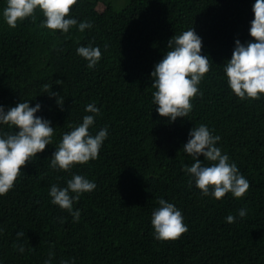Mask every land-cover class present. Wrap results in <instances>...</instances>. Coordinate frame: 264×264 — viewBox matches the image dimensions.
I'll use <instances>...</instances> for the list:
<instances>
[{"label":"trees","instance_id":"1","mask_svg":"<svg viewBox=\"0 0 264 264\" xmlns=\"http://www.w3.org/2000/svg\"><path fill=\"white\" fill-rule=\"evenodd\" d=\"M100 1L71 6L69 15L92 23L84 32L41 27L39 9L15 28L0 16V104L40 103L36 115L54 127L52 143L21 166L14 187L0 195V264H264V96L239 99L223 72L235 40L254 39V0H129L120 9L103 0L99 10ZM191 27L202 38L210 70L189 115L170 122L152 103L150 74L168 40ZM90 43L102 53L91 69L76 53ZM45 84L64 99L62 108L44 93ZM89 103L101 109L89 131L107 126L109 133L98 158L70 171L52 169L62 133L91 114ZM201 123L221 137L217 146L250 182L243 198L227 193L217 200L188 186L183 166L194 161L183 145ZM72 173L96 183L73 204L78 222L48 194L52 184L66 186ZM160 198L182 212L187 231L177 239L153 236L151 213ZM241 208L247 215L227 223ZM20 244L23 253L15 247Z\"/></svg>","mask_w":264,"mask_h":264},{"label":"clouds","instance_id":"2","mask_svg":"<svg viewBox=\"0 0 264 264\" xmlns=\"http://www.w3.org/2000/svg\"><path fill=\"white\" fill-rule=\"evenodd\" d=\"M76 3L77 0H5L0 16L9 27L15 28L18 21L28 17L35 19L34 13L39 9L45 17L41 27L67 34L70 28L77 26L80 32H84L92 28V23L88 20L78 21L69 15L71 6ZM252 11L254 18L250 21L249 34L254 39L245 42L236 39L231 58L223 67L228 86L241 100L260 99L264 96V0H254ZM167 48L169 50L154 65L150 74L155 89L152 103L158 106L156 112L160 116L175 122L178 117H187L193 108L192 98L202 95L198 86L210 70V60L202 54V38L193 27L173 35L168 40ZM76 53L87 61L90 69L95 67L102 56L100 47L91 43L77 47ZM44 90V93L56 97V103L62 108L64 99L52 92L51 86L47 84ZM40 109V103L30 106L29 100L19 101L7 109L0 104V125L16 129L8 132L0 128V195H5L14 187L21 166L52 143L54 127L49 119L36 115ZM85 112L91 114L84 115L82 122L62 133L59 145L51 155L52 169L70 171L75 164H85L98 158L108 137V128L105 126L93 135L89 129L94 125L95 118L101 115V109L95 103H89L85 106ZM220 140L221 137L213 134L206 124L201 123L190 129L187 142L183 145V151L194 161L191 166H183L188 186L194 185L201 191V195L217 200L227 193H231L234 198H243L250 188V182L239 171L236 163L230 160L229 155L217 146ZM201 155L203 160L199 159ZM95 188V181L72 173L66 186L52 184L48 194L52 204L67 210L73 221L78 222L81 212L79 209L73 210V204L83 193L92 192ZM246 215L247 209L241 208L237 210L236 216L229 214L225 219L227 223H234L238 217ZM183 221L181 210L174 203L160 198L158 207L151 213L154 238H179L187 231ZM22 235V232L17 233L18 237ZM15 247L20 253L25 250L22 244ZM51 255L49 253V257ZM44 264H51V259H46ZM61 264L70 262L61 261Z\"/></svg>","mask_w":264,"mask_h":264},{"label":"rangeland","instance_id":"3","mask_svg":"<svg viewBox=\"0 0 264 264\" xmlns=\"http://www.w3.org/2000/svg\"><path fill=\"white\" fill-rule=\"evenodd\" d=\"M106 1V0H105ZM110 2L115 9H120L124 4H127L129 0H107ZM103 0H101L98 4V9L102 10L103 9Z\"/></svg>","mask_w":264,"mask_h":264}]
</instances>
